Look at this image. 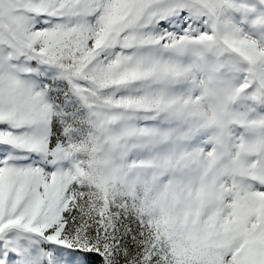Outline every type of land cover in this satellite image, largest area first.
I'll use <instances>...</instances> for the list:
<instances>
[{
	"label": "snow or ice",
	"instance_id": "snow-or-ice-1",
	"mask_svg": "<svg viewBox=\"0 0 264 264\" xmlns=\"http://www.w3.org/2000/svg\"><path fill=\"white\" fill-rule=\"evenodd\" d=\"M0 264H264V0H0Z\"/></svg>",
	"mask_w": 264,
	"mask_h": 264
}]
</instances>
